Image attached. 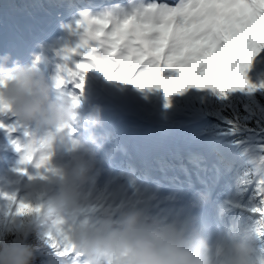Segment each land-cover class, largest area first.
Returning <instances> with one entry per match:
<instances>
[{"label":"snow or ice","instance_id":"snow-or-ice-1","mask_svg":"<svg viewBox=\"0 0 264 264\" xmlns=\"http://www.w3.org/2000/svg\"><path fill=\"white\" fill-rule=\"evenodd\" d=\"M71 31L79 42L65 49L66 77L57 79V89L72 84L82 72L100 71L109 80L131 83L140 90L162 89L166 99L170 95L162 85H175L176 94L193 88L210 91L217 101V118L226 126L221 135L249 133L245 140L235 141L240 146L248 144L252 134L262 141L254 146L258 156L251 155L253 146L245 147L252 171L246 174L241 194L254 188L249 210L259 218L258 244L264 252V104L259 99L264 97V84L254 85L247 77L253 58L264 50V0H132L82 12ZM164 73L173 75L166 78ZM133 74L138 78L129 79ZM76 86L83 88L82 83ZM69 95L79 105L80 98ZM7 111L0 102V114ZM225 111L232 115L225 116ZM253 123L255 128L250 127ZM17 151L25 153L22 164L36 169L46 168L51 160L50 155L37 158L30 144L17 145ZM20 173L28 175L27 169ZM0 196L10 202L5 216L39 211L38 205L15 195ZM36 231L57 255L71 253L66 234L58 239L53 231Z\"/></svg>","mask_w":264,"mask_h":264},{"label":"clouds","instance_id":"clouds-1","mask_svg":"<svg viewBox=\"0 0 264 264\" xmlns=\"http://www.w3.org/2000/svg\"><path fill=\"white\" fill-rule=\"evenodd\" d=\"M9 61L10 56L0 57V102L7 105L6 114L40 133L29 137L37 158H52L62 150L69 159L58 167L49 160L39 169L44 178L38 177L41 183L35 186L38 212L25 210L26 215L0 220V264H36L38 250L29 237L37 228L53 231L58 239L66 234L72 248L68 255L79 264H264L255 235L213 246L180 221L156 219L139 208H125L115 219L107 211L100 213L93 193L102 175L98 157L106 140L95 131L103 125L102 109L81 115L82 103L56 91L34 65L12 62L9 67ZM113 196L105 194L99 203L107 205ZM197 201L206 203L207 197L201 194Z\"/></svg>","mask_w":264,"mask_h":264},{"label":"bare ground","instance_id":"bare-ground-1","mask_svg":"<svg viewBox=\"0 0 264 264\" xmlns=\"http://www.w3.org/2000/svg\"><path fill=\"white\" fill-rule=\"evenodd\" d=\"M71 5H73V1L70 4V6ZM94 5L96 7V6H101L102 4L96 3ZM83 8H86V7H83ZM76 12L77 11H75V13ZM80 17L81 16H76V15L69 17L63 14L62 16L58 17L56 22L54 20L53 26H55L56 23H59L60 25H64L65 28H69L71 32L68 37L64 36L62 33L56 34L54 38L56 42L54 43L51 42L49 43V45L43 48V50L50 48L47 51V54L54 53L55 54L53 55L54 59L56 57L63 58L62 59L63 63L58 62L59 65H62V66L65 65L64 56L60 54L65 55V49L73 48L79 42V37L72 33L71 28L75 26L76 22L80 19ZM17 22H18V26H21L19 28L20 31L18 30L19 32L18 31L15 32L12 28L5 29V30L0 28V45L5 44L6 49L8 48L9 50V56H12L13 58H15V56H20L23 54L29 55L33 57L32 63L35 64L37 62L38 54L41 53V50L40 48L30 49L29 46L32 43H34V41H38L37 39H39V37L45 38V34L43 33V31H44V28L46 27V24H41L40 27H34L31 20H27V18L17 20ZM51 24H53V20ZM49 30H50L49 33H53L51 28ZM60 39H63V40L60 41ZM43 46H45V44H43ZM43 55H45V53ZM78 59H82V58H78ZM113 75H114V72H113ZM76 79L79 82V84L80 83L83 84V88L81 89V91L90 98L91 103H94L97 101L98 104H104L107 106L114 107L115 110L112 113V114H116V116H114V119L121 117L122 119H125V122L129 123L130 125H133V124L141 125L142 122H144V120L142 119H146L148 121L153 122L154 126L157 127L158 129L161 126L163 127L164 131H169L171 129V127L168 124L161 125V122H165L164 120L157 118L155 115L152 114V112L147 113L146 110L144 109V103H143L144 101L136 97L133 93L129 92L126 87L124 86L122 87L121 84H123V82L118 81V80H109L106 78L104 73L100 71L82 72L80 76H78ZM132 86L135 87L134 84H132ZM135 105L137 106V111H136V114L135 113L133 114L130 111H128V107H131L134 109ZM181 129L182 128L175 127V130L177 131ZM163 130L160 129V131H163ZM133 133H135V128H129L125 132V134H128V135H132ZM175 138L176 137H173L172 140ZM111 139L113 140V137H111ZM181 140L182 139L180 138V134L178 133L177 139L174 141L175 146L177 145L179 141L181 142ZM134 141L138 143H145L148 140L144 136L137 135L134 138ZM153 141H157V142H154V146L155 147L159 146L160 151H163L166 149V145H164V142H162L158 137L153 136ZM183 149H185L184 146H183ZM25 181L26 179H24L23 182ZM220 193H221V190L216 189V193L214 194V196L212 194L213 198L216 199V197H219L221 195ZM156 204L157 206L161 205V204H158V202ZM142 207L138 206L136 208H139L145 211V204L142 205ZM99 212L103 213V211H99ZM163 216L164 215H162L161 217H157L156 219H164L162 218ZM112 217L114 219L117 218V216H112Z\"/></svg>","mask_w":264,"mask_h":264},{"label":"rangeland","instance_id":"rangeland-1","mask_svg":"<svg viewBox=\"0 0 264 264\" xmlns=\"http://www.w3.org/2000/svg\"><path fill=\"white\" fill-rule=\"evenodd\" d=\"M23 1V0H22ZM21 2H17L16 0H3L2 1V6L0 8V25H2L0 28L2 29H8L10 27V25L15 24L16 19L13 18L15 15H18V11H22L23 15H31L34 18H36L37 20L40 19H44L47 17L46 15V11L48 10V8H50V5L48 4L49 1L48 0H24V3ZM54 1H59V0H54ZM52 0V2H54ZM85 2V1H84ZM87 3V2H85ZM73 8H75V6H73ZM49 15H53L52 13H50ZM256 57V56H255ZM142 67V66H141ZM140 70L138 69L137 72H139ZM115 73V71H114ZM172 73H164V76L170 77L172 76ZM138 77L136 76V74H133V76L129 77V79H137ZM126 87L127 90L131 93H133L135 96H137L139 99H141L142 101H144V109L146 110L147 113L152 112L153 115H155L157 118L164 120L165 122H161L164 124H168L172 127L177 126H183L185 127L184 132L186 133L185 138H187L188 136L191 135V138L193 140V145L195 146V148L197 149H201L203 150V152H205V137L199 135L197 132L193 131V126L194 123H196L197 121L192 122V118L190 115L186 114L178 105L177 103V91L178 89L175 87V85H166L163 86L162 88L166 87L170 98L165 97V93L163 90L161 89H152V90H148V89H144V90H140L136 87H132L131 83L128 84H121V86ZM195 89V88H193ZM191 89V90H193ZM155 95L154 99L151 97L152 95ZM137 109V106L135 107V111ZM145 120L146 122L144 124L149 125L150 121L146 120V119H142ZM5 121H1L0 119V123H3ZM149 122V123H148ZM153 123V122H152ZM5 125V123H3ZM152 127V126H150ZM144 128V127H142ZM153 129L148 133L151 135L152 132H155L157 130V128L152 127ZM1 130V128H0ZM191 131L192 134L190 133ZM172 132H164L161 135L165 136L166 134H171ZM228 149V147H226ZM210 175H212V173H210ZM219 181V180H218ZM220 182H218L219 184ZM1 189L2 188H8V186L5 183H1L0 184ZM105 191V188H100L98 191L99 197L107 194ZM24 192V191H23ZM248 192V190H247ZM246 192V193H247ZM235 194V198H236ZM240 195L241 192H240ZM26 195H21L19 196V200H24L26 201ZM240 197L237 198V200H239ZM113 201V199H112ZM97 209H101L104 208L105 210H108L110 213L115 215V206L112 207H106L105 205H101L100 203L96 206ZM228 207H230V212H233V218H236L238 220L239 225H235L237 230L239 231V238H243L245 235H255L256 231H257V227H255V223L256 221L258 222V217L253 214L250 210L246 209L243 206H240L238 203H236L235 200H233L232 204L229 205ZM243 221H245V223L247 224V228H245V225L243 223ZM259 225V223H258ZM259 230V229H258ZM72 256V255H71ZM68 257V256H67ZM65 257V258H67ZM68 260V259H66ZM67 262V261H66Z\"/></svg>","mask_w":264,"mask_h":264},{"label":"trees","instance_id":"trees-1","mask_svg":"<svg viewBox=\"0 0 264 264\" xmlns=\"http://www.w3.org/2000/svg\"><path fill=\"white\" fill-rule=\"evenodd\" d=\"M247 77L249 79V82L254 85H262L264 84V50H261L259 53H257L256 57L253 58L251 66L248 69ZM258 96H260V93H257ZM260 102L264 104V97L259 98ZM179 103L181 106L188 112L194 113V114H202L205 117V122L202 124L204 131L208 133L209 137L218 144V136L221 133L222 126L220 120L217 118V101L213 94L210 91H191V89H186L184 94H179L178 97ZM225 116H231V111H225ZM250 127L255 128L256 125L253 123L250 125ZM249 133L245 132L243 135L239 136H230L228 141L234 151H237L238 148H243L247 145H256L257 143L262 142L258 137H255L254 134L253 138L249 141L248 144L244 146L237 145L235 141L237 140H245L247 137H249ZM216 143H214V146H218ZM220 151H222L220 149ZM225 154V153H223ZM253 156H258L257 152L252 154ZM249 158L241 163L243 165V169L238 172L239 175H237L238 180L246 179V174L251 172V166L248 162ZM254 192V191H253ZM253 192L251 193L250 197H252ZM249 197V198H250ZM248 199H245L246 205L251 207L252 204L250 203ZM257 202V201H254ZM4 217V213L0 212V220ZM258 238V237H257ZM29 242L33 244L36 248H38V259L36 261V264H49L45 258L46 256H57V253L46 247L44 243L42 242V238L40 234L37 231H34L33 234L29 237ZM52 262H56L55 259H52Z\"/></svg>","mask_w":264,"mask_h":264}]
</instances>
